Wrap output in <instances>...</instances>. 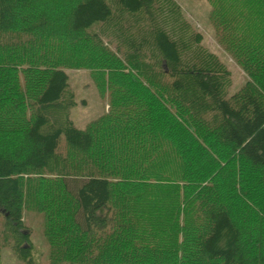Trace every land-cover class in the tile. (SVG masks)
I'll return each mask as SVG.
<instances>
[{
    "label": "trees",
    "instance_id": "trees-1",
    "mask_svg": "<svg viewBox=\"0 0 264 264\" xmlns=\"http://www.w3.org/2000/svg\"><path fill=\"white\" fill-rule=\"evenodd\" d=\"M205 1L248 76L231 94L173 0H0V211L21 260L34 210L50 264H264V0ZM66 69L110 90L83 128Z\"/></svg>",
    "mask_w": 264,
    "mask_h": 264
},
{
    "label": "rangeland",
    "instance_id": "rangeland-1",
    "mask_svg": "<svg viewBox=\"0 0 264 264\" xmlns=\"http://www.w3.org/2000/svg\"><path fill=\"white\" fill-rule=\"evenodd\" d=\"M173 1L181 7L183 15L191 26L202 34L201 45L215 53L230 70L231 86L228 89V93L231 94L242 87L248 76L219 40V34L214 30L211 20L209 21L208 19L209 5L207 2L205 0ZM105 44L107 43L105 42ZM66 72L69 88L73 91L76 101V104L70 108L69 117L75 126L83 128L90 120L95 119L108 109L110 90H107L106 87L102 89L100 81L92 76L90 70L66 69ZM61 138L64 140L63 136ZM23 221L27 226L25 232L28 233V244L24 246H29V253L33 263L50 264L48 245L43 234L42 213L34 212V210H25ZM15 244L16 238L10 230L6 217L0 211L1 264H27L18 256Z\"/></svg>",
    "mask_w": 264,
    "mask_h": 264
}]
</instances>
